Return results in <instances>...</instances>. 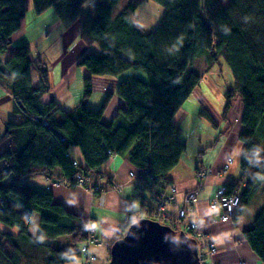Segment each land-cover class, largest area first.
<instances>
[{
  "label": "trees",
  "instance_id": "trees-1",
  "mask_svg": "<svg viewBox=\"0 0 264 264\" xmlns=\"http://www.w3.org/2000/svg\"><path fill=\"white\" fill-rule=\"evenodd\" d=\"M120 1H32V13L42 15L52 9L58 22L67 28L77 23L81 39L97 43L102 50L101 54L83 52L80 56L78 64L86 66L89 74L84 77L82 101L68 111L56 100L43 101L42 97L51 89L48 68L39 56L32 58V45L20 44L12 55L2 59L15 33L22 28L29 2L0 0V81L11 89L27 115L19 123L8 122L0 132V223L19 228L17 233H0V264H25L21 255L25 242L45 251L43 264H68L83 256L82 246L78 247L87 240L84 231L88 224L83 215L70 211L49 191L15 181L33 171L52 176L53 170L61 167L63 177L73 186L77 185L76 175L83 171L90 183H94L92 173L94 184H99L102 165L111 155H120L131 161L138 174L146 175L155 190L173 195L172 201L176 200L178 189L172 171L187 150L188 140L181 137L182 126L174 119L202 82L198 72L191 68L200 57L207 65L205 70L224 60L234 79V85L224 93L222 112L214 114L206 107L199 111L219 131L215 141L223 135L220 124L229 120L230 109L240 99L243 112L239 118V140L243 149L264 148V0H228L226 4L221 0H155L165 12L149 33L142 31L134 19L142 3L149 0H130L114 15L113 8ZM33 66L39 77L36 86ZM129 70H142L146 77L128 72L114 92L121 98L119 111L114 120L105 122L103 115L114 93L107 94L100 109H90L87 100L94 91V77H113ZM73 146L82 151L84 163L78 161V166L73 164L68 151ZM239 164L242 176L235 183L219 185L215 192L226 186L228 195L241 193L242 199L231 217L236 220L264 184L253 178L256 173L264 176V168L250 167L243 157ZM142 204L137 211L131 204L127 206L129 219L145 215L157 220L155 207ZM262 206L253 226L244 231V238L264 262ZM34 213L40 221L32 236ZM134 220L130 219L125 230ZM158 221L170 224L178 232L185 229L168 223L164 217H158ZM122 232L115 241L125 234ZM67 235L72 236V243L66 248L59 239Z\"/></svg>",
  "mask_w": 264,
  "mask_h": 264
},
{
  "label": "crops",
  "instance_id": "crops-1",
  "mask_svg": "<svg viewBox=\"0 0 264 264\" xmlns=\"http://www.w3.org/2000/svg\"><path fill=\"white\" fill-rule=\"evenodd\" d=\"M55 21L57 22V25L54 33L57 32L60 34V39L58 41L48 42L46 49L49 47V54L47 56L43 57L39 54L40 50L38 47L37 49L33 48L31 56L32 58L40 56L47 63L51 62L52 64L61 65L56 84L54 83L56 80L54 70L50 69V83L52 84L50 87H52V89H50L49 92L42 98L44 102L56 100L62 108L71 111L82 101L84 86L80 84V81L85 75L89 74L87 71L82 69V67L77 66L80 56L83 52L101 54L102 50L97 43H92L90 45L85 43L79 37L80 34L78 35V39L71 41L70 31H73L71 30V27L67 28L62 23L58 22V19ZM21 24L22 28L15 33L14 41L17 37L21 36L18 33L22 31V29L28 30V27L32 25V20L27 21L25 17ZM47 33L48 31L43 35L47 36ZM48 39L49 37H47L45 41L47 42ZM34 40L28 41L27 43L34 46ZM7 53L8 58L14 52L11 54L8 49ZM60 59L61 61L59 62ZM64 65L69 68H65ZM74 66H76V70H73ZM33 70V85L36 86L38 77L36 76V81ZM128 74H124V76L120 75V78H117L116 76H95L93 95L88 103L91 104L96 99L95 94L99 93L103 97L100 101H98L96 108L91 107L89 104H87V106L92 110L100 109L108 96L107 94L109 92L114 93L119 83L124 80ZM107 89H109V91H106ZM61 92L65 93V96L60 94ZM103 92L106 96L103 95ZM113 95L114 96L107 104V108L103 115L105 122L114 120L121 106V98L115 93ZM0 98V132H3L8 122L19 123L24 121L27 118V115L18 105L16 99H14L12 91L6 89L1 82ZM204 98L207 99V97ZM235 104V107H239L241 105V100H236ZM199 111L200 110L197 112L199 116L195 115L196 124L191 126L192 130L190 132V137L185 138L188 140L187 150L183 152L180 163L172 171V177L175 179L174 184L178 189V192L176 193L177 202H173L167 207L166 210H168V215L166 219L169 221L168 223L176 221L178 225H181V222L176 219L179 208L178 203L183 200L182 198L186 192L194 189L197 191L199 198L197 209L198 215L203 220V229L209 233V238L213 240L216 245V253L212 256L214 264H243V261H245V264H264L263 260L258 257L248 241L244 238V231L253 226L254 220L259 211L254 210L253 212H248L246 209L237 220L231 218L230 220L223 221L220 218L222 209L220 208L214 211L209 207V201L215 195L219 185L225 184L226 182L235 183L239 177L242 176L239 164L240 157H237V153L240 149L244 148L243 143L239 140V131L241 128L240 122H237L235 127L229 129L225 124H223L225 122L228 124L229 122L226 120H224L225 122L222 121L220 124V130L223 132V135L219 140L215 141L217 137L213 138V133L211 134L207 131L203 133L199 132L202 128L204 130L206 123H209L206 118L200 115ZM181 114L186 115L187 111L182 109L179 112L180 118ZM241 115L242 114L238 115L239 118ZM188 116H190V114ZM187 118L180 121L179 125L183 126V123L187 120ZM216 119L218 120L219 117H216ZM194 136H196L197 141L196 145H193V148H195L193 155L199 159L198 165L192 164V158L189 156L191 148L190 143ZM68 151L70 152L71 159L84 163L82 151L78 146L70 147ZM228 155L233 156L235 158V162L229 169L228 173L224 175L222 168ZM183 158L185 161L190 160L192 165H187V162H183ZM181 165L188 167L187 173L182 170ZM204 169H210L212 172L208 175V177L204 176L202 179L200 173ZM101 171L103 172V175L98 178L97 181H99V183L105 188L104 192H106V194L103 202L104 204L99 203L98 195L95 196L83 186H73L68 183V181L63 177L61 167H56L53 170L52 176L48 173H44L43 171H33L29 175L23 176L21 179H17L15 181L18 184H29L42 191H49L54 195L57 201L66 205L70 211L82 214L85 222L93 226L95 235H97L100 239L99 244H91L90 246V250L99 256V261L96 264H107L111 258L110 250L112 243L115 241L120 232L124 231L125 227L130 223L129 221L131 218L136 220L135 215L129 219L127 215V206L131 204L134 210L137 211L143 202L154 206V201L149 198L150 196L147 192L139 190L134 185L131 172L138 174V171L129 159L123 158L120 155H111L107 159L106 163L102 165ZM90 178L95 183L94 174L91 173ZM116 186H118V188H116ZM263 188L264 184L261 189ZM145 208L146 207L144 206V210ZM36 214L37 213H34L30 226V234L32 236H35L39 228V223L35 222L37 217L35 216ZM144 217L147 216L144 215ZM18 231V227L10 228L5 224L0 223V233L10 232L13 234ZM68 236L70 235H67V237ZM67 237L59 239L62 247L67 248L68 245H71V243L64 245ZM78 247L80 248V243L78 244ZM23 261L25 264L30 263L26 257ZM39 261L43 264L44 258L42 257L39 260L37 259V263ZM83 262L84 257L80 255L77 260L71 261L68 264H83Z\"/></svg>",
  "mask_w": 264,
  "mask_h": 264
},
{
  "label": "rangeland",
  "instance_id": "rangeland-1",
  "mask_svg": "<svg viewBox=\"0 0 264 264\" xmlns=\"http://www.w3.org/2000/svg\"><path fill=\"white\" fill-rule=\"evenodd\" d=\"M32 1L33 0H28V2H29L28 3L29 11L27 12L28 14L26 15L27 21L32 20V25L28 27V30H23L22 29V31H20L18 33L21 36L17 37V39H15V41L10 45L9 52L12 54L13 52H15V50L18 48V46L20 44H26L28 41H32V40L36 39V40L33 41V44H34L33 48L37 49V47H38L39 50H40L39 54H41L43 57H45V56H47L49 54V47H48V49H46L47 46H48V42L58 41L60 39V37H61V35L58 34L57 32L54 33V31L56 30V25H57V22L55 21V20H57V16H56L55 12H53L52 9L46 10V12L44 14H42V15H36V14L32 13V8H33V4H34ZM92 1H94V0H92ZM129 1L130 0H121L113 8L114 9V15H118L121 12L122 8H124ZM221 1L224 4H226L228 2V0H221ZM89 4H90V2H88V4L85 5V8H87L89 6ZM164 12H165V8L164 7H162L155 0H149V1H145V2L142 3L140 8L134 14V19H136L138 21V25H139V27H140V29L142 31L149 33L152 30H154V28L159 24V22L162 19L161 17L164 15ZM71 30H73V31H70L71 41H74V40L78 39V35L80 34V32L78 31L77 23H75V24H73L71 26ZM47 31H48L47 36H44L43 34H45ZM56 34H58V35H56ZM47 37H49V39L46 42L45 39ZM84 42L87 43L86 41H84ZM87 44H89V43H87ZM90 44H92V43L90 42ZM6 53H7V51L4 54L1 55L2 59H4V60H5V58H7V54L8 53L7 54ZM60 61H61V59L59 60V62ZM42 62H44V65L47 66V68H48L49 81L51 79L50 69L54 70V74H55V78H56L54 83L56 84L57 78L59 77V70H60V66L61 65L52 64L51 62L47 63L43 59H42ZM78 63H79V61L77 62V66L78 67H82V69H84L85 71H87V73H89V69L86 66H80V64H78ZM205 64L206 63H205L204 59L200 57V58L196 59L193 62V64L191 65L192 66L191 67L192 70H195L201 76L202 82L199 85V87L194 90L193 94L189 97V99L186 101L184 106L179 110V112H180L182 109H185L187 111V114L186 115H182L181 114V118H180L179 117V112H178V114L175 116V119H174L176 124H180L179 122L183 121L184 119H186L187 116L190 114V116H188L187 120L183 123L184 125L182 126L183 128H182V130L180 132V135H181L182 138L190 137V132L192 130L191 126L196 124L195 123L196 122L195 115H198L197 112L202 107L209 108L215 114H216V111L217 112H222V109H223L224 104H225L224 93L227 91L228 88H230V87H232L234 85V79L232 77V71L230 70V68H228V65L226 64V62L224 60H221L220 63H218V65H214L212 67H209V69L207 68V70H209L208 72H207V70H205L206 66H207ZM64 67L67 68V69L69 68L68 66H65V65H64ZM33 69H34L33 71H34L35 77L36 76L38 77V71L35 69L34 66H33ZM76 69H77L76 66H74L73 70H76ZM128 72H138L140 76H143L144 78L146 77V74L142 70H129V71L125 72L124 74H128ZM124 74H122V75L124 76ZM87 75H85V76H87ZM104 76H106V75H104ZM37 77H36V81H37ZM84 77L80 81V84L82 86H84ZM116 77L120 78V75H118ZM38 81H39V77H38ZM37 84H38V82H37ZM2 85L6 89H8L9 91L11 90V89H9L7 84L2 83ZM51 86H52V84H51ZM51 89H52V87H51ZM84 91H85V87H84ZM106 91H109V89H107ZM60 94L65 96V93H63V92H61ZM92 95H93V93H92ZM103 95H105L104 92H103ZM95 96H96V99L91 104L88 103L91 98L87 100V104H89L91 107H94V108L97 107L96 105H97L98 101H100V99H102V97H103L99 93L95 94ZM204 97H207V99H205ZM236 100H238V99H236ZM235 105L236 104L234 103L233 108L230 109L231 113L229 115V120H227V122H229V123L227 124L225 121H224L225 123H223L229 129H232L233 127H235L237 122L238 123L240 122L238 120V118H239L238 115L242 114V112H243L242 111V101H241V105L239 107H237V106L235 107ZM213 109H217V110L214 111ZM206 131L211 133V134L213 133V135H214L213 138L217 137V135H218V133H217L218 131L216 129H214L213 127H211V125L209 123H206V127L204 128V130L202 128L201 131H199V132L203 133V132H206ZM196 141H197L196 136H194L192 138V140H191V143H190L191 148H190V151H189V156L192 158V162H193L192 164L198 165L199 159L196 158V156L193 155V152H195V148H193V145L194 144L196 145ZM228 157L231 158L233 156L228 155L226 157L223 165L225 164V162L228 159ZM232 160H233V163L230 164L231 166H233V164L235 162V158L232 159ZM182 161L183 162H187V165L191 164L190 160L185 161V159L183 158ZM181 167H182V170L185 173L188 172V167L187 166L181 165ZM211 172L212 171L210 169H204L203 171H201L200 175H201V177L203 179L204 176L208 177V175H210ZM227 173H228V171L223 172L224 175L227 174ZM133 180H134V185L136 186V181L137 180L135 179L134 176H133ZM116 188H118V186H116ZM138 189L147 192V194L150 196L149 198L151 200H153V201H154V195L158 192L151 185L140 186ZM170 192H171V189H170ZM253 196H254V198L252 199V202H250L248 204V207H247V211L248 212H253L254 210H258L259 211L260 208L263 207L262 205L264 204V188L263 189H261V188L258 189V191H256L253 194ZM172 198H175V197L172 196ZM104 199H105V196L102 199H99V203L104 204L103 203ZM189 199L190 200L193 199L191 201L190 205H192L193 208L196 209V211L194 213L193 212L189 213V211H188L187 216L184 217L183 221L180 220V218L178 217V214H179V211H180L181 202H179L178 203L179 204V208H178V212H177V215H176V219L179 222H181V225H178L177 222L175 221L174 223L177 226V228H185V227H187V223L195 221V217L196 216L200 217L198 215V209H197L198 202H199L198 194H195L193 196V198H192V196H189ZM213 199H214V196L209 201L210 202L209 203V207L210 208L212 207ZM176 200L172 201L169 205H171L173 202H177ZM142 206H143V204L140 206L139 210H141ZM161 206H164V205L161 204ZM168 206H165V210L154 211V214L157 216V217L155 216V218H157V220H158V217H159V219L162 218V217H164V218L167 217L168 210H166V209H167ZM154 207L156 209V206H154ZM216 209H219V208H216ZM216 209L212 208V210H214V211H216ZM35 216H37L36 219H35V222L39 223L38 221L40 219V216L38 214H36ZM230 219H228V220H230ZM136 221L137 220H135V222ZM223 221H225V220H223ZM125 229H124V231L122 233L126 234V230ZM179 230H181V229H179ZM204 231L207 234V236H209V233L206 230H204ZM187 233L191 237L195 238L198 241V251L200 252V254H202L204 256L205 261L206 262L210 261V262L214 263L212 261V256H213V254L216 253V251L215 252L209 251L208 248H207V242L206 241H202V239L199 240L198 237H196V235L194 236L193 234H190L188 231H187ZM93 235H94V238L92 239L91 242H87V241L82 242V243H80V247L81 246L83 247L84 245H88L89 248H90L91 244H99L100 239L98 238L97 235H95V230L93 232ZM68 239H70L71 241L68 240ZM67 243H72V236H68L67 237V239L64 242V245H66ZM21 249H22V254H21L22 255V259H23V257L24 258L26 257L28 259V262H30L28 264H37V259L39 260L40 258L46 256V253H45V251L42 248H39V247H37L34 244H30L29 242H25L21 246ZM98 261H99V256H97L96 260L92 264H96ZM38 264H41V261H39ZM243 264H245V261H243Z\"/></svg>",
  "mask_w": 264,
  "mask_h": 264
},
{
  "label": "water",
  "instance_id": "water-1",
  "mask_svg": "<svg viewBox=\"0 0 264 264\" xmlns=\"http://www.w3.org/2000/svg\"><path fill=\"white\" fill-rule=\"evenodd\" d=\"M110 255L107 264H202L195 238L149 217L132 223L113 242Z\"/></svg>",
  "mask_w": 264,
  "mask_h": 264
},
{
  "label": "built area",
  "instance_id": "built-area-1",
  "mask_svg": "<svg viewBox=\"0 0 264 264\" xmlns=\"http://www.w3.org/2000/svg\"><path fill=\"white\" fill-rule=\"evenodd\" d=\"M67 156H69V153H67ZM234 157H231L226 160L223 168H222V172H226L229 171V169L231 168V165L233 163ZM73 164L75 166L79 165V162L76 160H72ZM132 177L134 176L136 181V186L139 188L140 186H145V185H149V183L147 182V180L145 179L146 175H140L137 174L135 172H131ZM74 183L80 186H87V189L92 192L95 196L98 195L99 199H102L106 192L104 186H102V184H94V183H90L89 179L87 177V174L84 173L83 171H80L74 180ZM197 194V192L195 190L190 191L189 193H187V195L184 197V201L182 204V207H180V211L178 214V217L180 219H184V217L187 216V213L189 211L190 212H195L196 209L193 208L192 205H190L191 201L189 199V196H193ZM173 196V195H172ZM172 196L170 194L168 195H163L160 193H156L154 195V206H156L155 211H162L165 210V206H168L171 202H172ZM172 198V199H171ZM242 199L241 193H236L233 195H228L226 194V186H220V188L218 189L217 193L215 194V197L213 199L212 202V207L213 209L216 208H221L222 209V214H221V218L225 221H227L228 219H230L233 214H235V212L237 211V206L239 205L240 201ZM161 204H163L164 206H161ZM187 206V207H186ZM189 207V208H188ZM183 231H188L189 233L193 234L194 236L196 235V237H198V239H202V241H206L207 242V248L209 251L215 252L216 251V245L214 243L213 240H211L209 238V236H207V234L205 233V231L203 230V223H202V219L198 216L195 217V221L193 222H189L187 223V227H185V230ZM85 234L87 235V242H91L92 239L94 238L93 232H94V228L92 227V225L88 224V226L85 229ZM196 232V233H195ZM82 254L84 257V263L83 264H92L97 256L91 252L90 248L88 245H84L82 247ZM200 254V252H199ZM204 256L202 254H200V261L202 262V264H214L210 261L206 262Z\"/></svg>",
  "mask_w": 264,
  "mask_h": 264
},
{
  "label": "clouds",
  "instance_id": "clouds-1",
  "mask_svg": "<svg viewBox=\"0 0 264 264\" xmlns=\"http://www.w3.org/2000/svg\"><path fill=\"white\" fill-rule=\"evenodd\" d=\"M237 157H243L250 167L264 168V148L260 146H254L251 149L241 148ZM253 178L264 181V176L260 173H256Z\"/></svg>",
  "mask_w": 264,
  "mask_h": 264
}]
</instances>
